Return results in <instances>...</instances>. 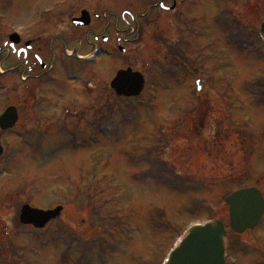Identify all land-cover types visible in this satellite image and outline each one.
Returning <instances> with one entry per match:
<instances>
[{
	"label": "rangeland",
	"instance_id": "obj_1",
	"mask_svg": "<svg viewBox=\"0 0 264 264\" xmlns=\"http://www.w3.org/2000/svg\"><path fill=\"white\" fill-rule=\"evenodd\" d=\"M120 1L119 17L140 20L122 41L126 54L89 67L70 62L68 94L58 97L69 98L71 113L26 106L18 84L0 80V115L20 110L2 133L0 264H162L191 223L230 226L229 194H264V0H182L172 17L159 8L166 0ZM105 11L112 17L113 6ZM18 16L35 22L26 8ZM126 20L122 31L132 27ZM62 58L59 69L69 67ZM129 67L147 79L133 101L109 87ZM26 205L64 211L34 231L21 223ZM227 233L229 264H264V219Z\"/></svg>",
	"mask_w": 264,
	"mask_h": 264
},
{
	"label": "flooded vegetation",
	"instance_id": "obj_2",
	"mask_svg": "<svg viewBox=\"0 0 264 264\" xmlns=\"http://www.w3.org/2000/svg\"><path fill=\"white\" fill-rule=\"evenodd\" d=\"M170 2L167 0V6H171ZM172 2L174 4V0ZM107 5L114 9L109 12L110 18L105 11ZM120 5V0H0V80L6 79V87L18 84L24 92L22 101L26 106H38L41 111L60 106L63 111L72 103H67L68 97L58 96L68 94L65 83L73 72L66 66L59 69L56 59L60 63L62 57H87L89 53H96L98 45L120 51L122 41L134 34L133 25L140 21L139 16L130 14L119 17ZM23 8L35 22L20 23L18 11ZM163 10L169 17L176 13V10ZM83 14L87 17H82ZM126 16L131 20H126ZM123 20L132 26L130 32L122 31ZM87 52V55H82ZM104 56L99 55L92 66ZM71 62L75 63V60ZM91 77L97 79L101 75ZM35 93L56 95L59 100L54 97H27ZM70 112L65 110V113Z\"/></svg>",
	"mask_w": 264,
	"mask_h": 264
},
{
	"label": "water",
	"instance_id": "obj_3",
	"mask_svg": "<svg viewBox=\"0 0 264 264\" xmlns=\"http://www.w3.org/2000/svg\"><path fill=\"white\" fill-rule=\"evenodd\" d=\"M261 35L264 39V25ZM143 85V77L131 70L120 72L112 83L118 95L127 97L140 94ZM17 120V110L11 107L0 118V127L9 130L15 126ZM2 152L0 142V156ZM226 203L231 207V227L235 232L244 233L261 223L264 198L256 189L240 190L227 198ZM62 211V207L45 212L26 205L20 219L23 225L42 228L61 216ZM226 243L227 232L221 221L195 223L188 228L165 264H226Z\"/></svg>",
	"mask_w": 264,
	"mask_h": 264
},
{
	"label": "snow or ice",
	"instance_id": "obj_4",
	"mask_svg": "<svg viewBox=\"0 0 264 264\" xmlns=\"http://www.w3.org/2000/svg\"><path fill=\"white\" fill-rule=\"evenodd\" d=\"M161 7H163V5H161Z\"/></svg>",
	"mask_w": 264,
	"mask_h": 264
}]
</instances>
